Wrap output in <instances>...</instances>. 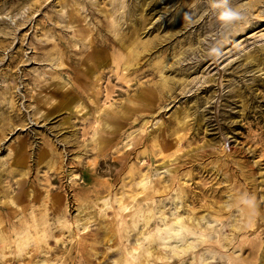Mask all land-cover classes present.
<instances>
[{"label":"rangeland","instance_id":"374dc122","mask_svg":"<svg viewBox=\"0 0 264 264\" xmlns=\"http://www.w3.org/2000/svg\"><path fill=\"white\" fill-rule=\"evenodd\" d=\"M131 254L264 264V0H0V264Z\"/></svg>","mask_w":264,"mask_h":264},{"label":"bare ground","instance_id":"6f19581e","mask_svg":"<svg viewBox=\"0 0 264 264\" xmlns=\"http://www.w3.org/2000/svg\"><path fill=\"white\" fill-rule=\"evenodd\" d=\"M164 193V192H163ZM153 199V198H152ZM126 203V202H125ZM138 207V206H137ZM161 209V208H160ZM161 212V211H160ZM133 213V212H132ZM141 213H142V210H141ZM252 213V212H251ZM139 214V213H138ZM137 214V215H138ZM148 216H149V214H148ZM147 218V217H146ZM133 219V218H132ZM136 219V218H135ZM134 219V220H135ZM144 220H148V219H144ZM195 221V220H194ZM132 223V222H131ZM180 224V223H179ZM194 224V223H193ZM174 225V224H173ZM181 225H182V227L184 226L185 228L186 227H190V224H188V225H186V224H183L182 222H181ZM192 226V225H191ZM143 227V226H142ZM174 227V226H173ZM172 227V228H173ZM178 227V226H177ZM173 230V229H172ZM179 234V233H178ZM152 235V234H151ZM44 236V235H43ZM29 239H30V236L28 235V236H23V237H21L20 239H19V241H18V243H17V248H18V252L19 253H21L24 249H25V247L27 246V242L29 241ZM41 239H43V237H39V236H36L35 237V240L37 241H39V240H41ZM125 239V238H124ZM149 241H153V236H150L149 237V239H148ZM156 241V240H155ZM181 241V240H180ZM185 241V240H184ZM242 243V242H241ZM3 247V246H2ZM131 249H134V250H136V247H133V248H131ZM142 249V247H140V250ZM138 250V249H137ZM155 250V249H154ZM170 252V251H169ZM173 254V253H172ZM191 258V257H190ZM119 262L117 263V264H138L135 260H134V257H133V255L131 254V257L130 258H123V259H119L118 260ZM140 263V262H139ZM104 264V263H103ZM202 264V263H201Z\"/></svg>","mask_w":264,"mask_h":264}]
</instances>
